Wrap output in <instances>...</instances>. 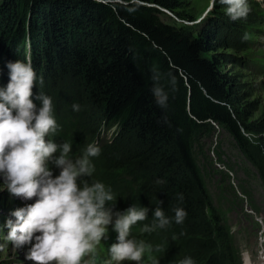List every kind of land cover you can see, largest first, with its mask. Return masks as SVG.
I'll list each match as a JSON object with an SVG mask.
<instances>
[{
  "label": "trees",
  "instance_id": "1",
  "mask_svg": "<svg viewBox=\"0 0 264 264\" xmlns=\"http://www.w3.org/2000/svg\"><path fill=\"white\" fill-rule=\"evenodd\" d=\"M146 1L155 4L0 0V57L17 60L29 33L36 67L46 59L52 73L59 66L73 74L101 106L102 118L118 127L117 139L137 145L117 159L113 169L122 170L109 188L121 190L116 196L123 198L138 182L144 205L136 208L156 197L165 206L171 223L158 231L166 241V262L191 257L195 264H235L230 229L211 200L194 144L217 123L249 149L248 134L264 131V120L243 114L232 76L212 53L220 44L219 21L200 29L177 25L160 14L177 13L183 0ZM154 74L168 95L164 108L152 91ZM178 207L187 212L182 224L174 219Z\"/></svg>",
  "mask_w": 264,
  "mask_h": 264
},
{
  "label": "rangeland",
  "instance_id": "2",
  "mask_svg": "<svg viewBox=\"0 0 264 264\" xmlns=\"http://www.w3.org/2000/svg\"><path fill=\"white\" fill-rule=\"evenodd\" d=\"M137 1L148 5L155 4L146 0ZM248 3V16L236 21L226 15L225 6L220 5L218 0L215 3L214 0H183V6L177 13L164 9L160 15L165 21L189 25L192 29H200L213 20L219 21L220 44L212 53L220 59L221 68L232 76L243 114H248L249 120L260 121L264 120V0H248ZM245 35L247 39L244 38ZM31 44V36L27 33L20 42V57L17 60L30 62L37 74L31 97L37 109L41 106V101L36 99L37 95H47L52 100L53 115L59 131L50 138L58 144L69 142L72 145L70 155L73 158L82 156L88 144L98 145L101 149L100 155L90 158L95 166L93 175L79 178L78 184L82 186V181L85 180L89 183L100 181L109 187L113 176L122 170L113 169L121 163L117 159L126 158L129 148L137 145L117 139L118 127L108 124L102 118L101 106L93 102L91 94L85 92L73 74L64 72L59 66L52 73L47 67L46 59L43 60L44 66L38 69L31 52ZM17 60L0 57V88H6L10 81L7 64ZM73 104H78L80 110L73 111ZM248 135L250 145L246 149L238 144L229 131L216 123L210 133L202 131L194 144L195 156L210 191L211 200L222 212L224 222L230 229L235 264H244L246 251L257 261L264 249V131ZM45 139L48 140L49 137ZM49 168L53 178L59 175L60 169L51 162ZM137 183L126 188L129 189L128 196L123 198L116 196L121 190L112 189L116 199L113 202L106 201L105 208H111L113 213H123L129 207L141 206L144 193L141 195L142 199L137 198ZM36 199L34 197L32 200H24L12 195L0 174V264H36L35 261L27 259L35 240L16 248L7 240L9 228L6 226L8 219L15 222V217L11 215L13 211L34 203ZM151 201L145 207L148 209V218L133 225L127 239L144 240L152 245L153 256L159 264H174L169 260L166 262V241L160 239L158 228L151 233L140 231L145 224L151 226L155 222L153 213L156 207H161L166 214L165 206L157 201V197ZM114 220L115 215L113 224ZM113 224L108 226L107 236L102 238L97 252L85 258L88 264H117L111 259L109 252L111 245L118 243V233ZM157 247L159 251H156ZM119 264L137 262L122 261ZM141 264H151L147 255Z\"/></svg>",
  "mask_w": 264,
  "mask_h": 264
},
{
  "label": "clouds",
  "instance_id": "3",
  "mask_svg": "<svg viewBox=\"0 0 264 264\" xmlns=\"http://www.w3.org/2000/svg\"><path fill=\"white\" fill-rule=\"evenodd\" d=\"M218 3L225 6L226 15L233 21L246 18L250 12L248 0H218ZM7 67L10 81L6 88H0V174L12 195L24 200L37 198L11 213L15 222L12 219L6 222L7 240L20 248L34 239L27 259L36 264H88L85 258L97 252L115 215L113 228L118 233V243L109 249L111 259L117 264L122 261L141 264L147 255L151 264H159L151 244L127 239L133 225L148 218V209L132 206L123 213H113L111 208H105V202H113L116 197L103 182L85 180L82 186L78 184L79 178L93 175L95 166L90 158L100 155V147L90 143L82 156L73 158L69 142H53L50 137L59 131V125L49 96H36L41 101L38 109L31 98L37 82L31 63L17 60ZM153 80L157 81L153 94L157 104L164 108L168 95L158 83L159 76L154 74ZM72 108L80 110L78 104ZM49 162L60 169L54 178ZM179 198L183 199L182 194ZM174 211L175 222L182 224L187 212L180 207ZM153 216L155 222L151 226L145 224L141 232L151 233L171 223L161 207L155 208ZM178 264L195 262L185 257Z\"/></svg>",
  "mask_w": 264,
  "mask_h": 264
},
{
  "label": "bare ground",
  "instance_id": "4",
  "mask_svg": "<svg viewBox=\"0 0 264 264\" xmlns=\"http://www.w3.org/2000/svg\"><path fill=\"white\" fill-rule=\"evenodd\" d=\"M244 264H264V249H262L257 261L252 258L249 251H246L244 254Z\"/></svg>",
  "mask_w": 264,
  "mask_h": 264
}]
</instances>
